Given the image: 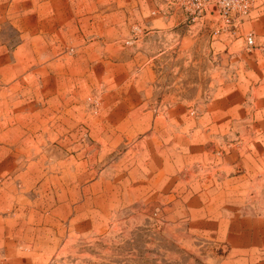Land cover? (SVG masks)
<instances>
[{
	"label": "rangeland",
	"instance_id": "374dc122",
	"mask_svg": "<svg viewBox=\"0 0 264 264\" xmlns=\"http://www.w3.org/2000/svg\"><path fill=\"white\" fill-rule=\"evenodd\" d=\"M180 1L0 0V264H264V0Z\"/></svg>",
	"mask_w": 264,
	"mask_h": 264
},
{
	"label": "crops",
	"instance_id": "0c3cea01",
	"mask_svg": "<svg viewBox=\"0 0 264 264\" xmlns=\"http://www.w3.org/2000/svg\"><path fill=\"white\" fill-rule=\"evenodd\" d=\"M55 0H48V3L53 2ZM158 0H127L128 5H137L139 6V10H133L132 12L128 13V19H130L131 14L133 15V20L140 19L141 22L145 25L147 30L145 31V34L152 35L157 33H163V34H178L179 29L175 28L173 29V25H177L180 22H184L185 20L190 21V19H196V17H190L186 13L184 14L181 11H171L166 8L159 12L157 9L153 8V5L156 6V2ZM64 4L66 5L68 0H63ZM119 3V1H118ZM145 5L147 8L143 9L142 5ZM170 6V5H169ZM155 9V10H154ZM156 12V13H155ZM158 12V13H157ZM172 29V30H171ZM174 30V31H173ZM189 31V29H188ZM211 38H214L211 36ZM220 48L225 49L226 47L223 45L222 47L217 46L214 44V41L210 42V45L208 46V51L216 52ZM263 84H261L262 86ZM11 212H18V206L15 205L13 208H11ZM264 242V235L261 239V244ZM259 240L257 241V244H260ZM263 245V244H262ZM249 246V243L247 239L240 243L241 249H247Z\"/></svg>",
	"mask_w": 264,
	"mask_h": 264
},
{
	"label": "built area",
	"instance_id": "2783aa9c",
	"mask_svg": "<svg viewBox=\"0 0 264 264\" xmlns=\"http://www.w3.org/2000/svg\"><path fill=\"white\" fill-rule=\"evenodd\" d=\"M180 2L190 11H197V15H204L207 11L215 14L220 20V28L235 26L236 19L233 15L236 13L242 15L247 11L249 5V0H181ZM246 42L252 44L251 34L246 35Z\"/></svg>",
	"mask_w": 264,
	"mask_h": 264
}]
</instances>
